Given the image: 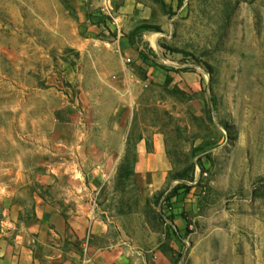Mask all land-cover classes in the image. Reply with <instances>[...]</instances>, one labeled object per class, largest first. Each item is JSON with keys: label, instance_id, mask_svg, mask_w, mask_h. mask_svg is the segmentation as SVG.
I'll list each match as a JSON object with an SVG mask.
<instances>
[{"label": "rangeland", "instance_id": "374dc122", "mask_svg": "<svg viewBox=\"0 0 264 264\" xmlns=\"http://www.w3.org/2000/svg\"><path fill=\"white\" fill-rule=\"evenodd\" d=\"M70 2L0 0V194L40 151L102 136L105 102L121 98L124 151L105 183L126 241L147 264H264V0H155L153 20L133 24L137 59L116 53L136 73L123 96L90 74ZM181 72L199 73L201 91H186ZM140 146L173 165L148 204Z\"/></svg>", "mask_w": 264, "mask_h": 264}, {"label": "crops", "instance_id": "0c3cea01", "mask_svg": "<svg viewBox=\"0 0 264 264\" xmlns=\"http://www.w3.org/2000/svg\"><path fill=\"white\" fill-rule=\"evenodd\" d=\"M164 1L173 7L174 0ZM155 8V0H71L65 14L74 33L81 36L75 45L96 62L90 74L101 82L108 81L100 89L120 96L134 92L136 73L124 67L116 53L122 51L137 59L134 39L141 29L134 31L133 24L153 20ZM143 37L149 40L150 36ZM105 62H120L119 70L102 67ZM115 76V83H111L108 79ZM181 79L186 91H201L199 73L181 72ZM115 101L105 102L112 111L104 121L102 136L84 132L65 148L60 149L57 143L48 152L40 151L32 165L21 167L4 181L0 194V264H147L137 246L126 241L121 216L108 207L111 182L105 183V173L115 172L116 158L123 155L126 118L122 110L129 107L121 98L118 102L115 97ZM138 149L134 171L144 181L142 199L148 204L166 185L173 165L161 149L151 153L141 146ZM60 153L67 156L63 162H58ZM92 157L98 158L95 168L90 163Z\"/></svg>", "mask_w": 264, "mask_h": 264}, {"label": "built area", "instance_id": "2783aa9c", "mask_svg": "<svg viewBox=\"0 0 264 264\" xmlns=\"http://www.w3.org/2000/svg\"><path fill=\"white\" fill-rule=\"evenodd\" d=\"M92 211L94 212V211H96V204H92Z\"/></svg>", "mask_w": 264, "mask_h": 264}]
</instances>
